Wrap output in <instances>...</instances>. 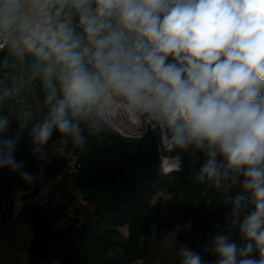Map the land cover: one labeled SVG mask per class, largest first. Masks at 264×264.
Listing matches in <instances>:
<instances>
[{"label": "clouds", "instance_id": "clouds-1", "mask_svg": "<svg viewBox=\"0 0 264 264\" xmlns=\"http://www.w3.org/2000/svg\"><path fill=\"white\" fill-rule=\"evenodd\" d=\"M0 53V68L19 62L40 81L43 107L17 115L34 154L54 132L63 154L121 122L200 153L195 180L242 190L205 250L215 264H264V0H0ZM15 94L0 87V168L31 183L18 137H4ZM178 256L204 264L187 245Z\"/></svg>", "mask_w": 264, "mask_h": 264}, {"label": "trees", "instance_id": "trees-1", "mask_svg": "<svg viewBox=\"0 0 264 264\" xmlns=\"http://www.w3.org/2000/svg\"><path fill=\"white\" fill-rule=\"evenodd\" d=\"M4 55L0 53V59ZM0 87L16 89L15 98L5 105L6 115L11 111L20 113L28 107L35 110L37 104L43 107L40 81L26 65L19 62L12 65L10 60V67L0 68ZM18 123L10 120L4 137H18L14 156L18 162L23 161L21 171L37 174L40 180L47 181L60 176L65 163L73 161L77 172L71 177L79 193L57 181L49 191L45 188L46 192L40 193V202H33L29 195L38 194L36 181L26 182L20 172L0 168V211L4 217H11L15 193L19 189L24 191L18 219L31 226L33 235L29 246L36 260L121 264L110 254L121 248L129 262L139 264L160 233L177 227L180 240H188L193 250L208 257L204 252L208 230L218 217L231 210V199L242 191L235 186L225 190L223 185L216 188L210 182L195 180L194 174L204 160L200 153L192 155L175 149L181 168L164 174L162 140L152 131L138 138L122 137L106 129L99 139L89 137L83 150L69 143L63 154L54 155L49 162L36 154L41 165L34 167L29 160L34 156L31 125L21 130ZM59 139L54 132L43 151L56 142L58 146ZM113 173L116 175L112 176ZM68 175L63 173L65 177ZM161 191L163 194L157 195ZM249 201L246 208L254 207ZM70 213L74 214L71 218ZM64 218H69V223L58 227ZM191 219L193 225L186 227ZM125 227L128 235L122 240Z\"/></svg>", "mask_w": 264, "mask_h": 264}, {"label": "rangeland", "instance_id": "rangeland-1", "mask_svg": "<svg viewBox=\"0 0 264 264\" xmlns=\"http://www.w3.org/2000/svg\"><path fill=\"white\" fill-rule=\"evenodd\" d=\"M18 114H20V113L16 112V111L9 112V115H8L9 119L12 121H15V122L16 121L19 122L18 116H17ZM111 129L120 135L119 132H117L113 128H111ZM131 131L134 133H139L134 127L132 128ZM121 136L122 137H128V136H124V135H121ZM138 138H139V136H138ZM58 147H59V145L57 146V142L54 143L51 147H49L48 149L43 151V154L41 155V157L45 161L49 162L54 155L59 154L57 151ZM35 155L36 154H34L33 158H31L29 160H31V163H33L34 167L35 166L38 167V165H41V159ZM65 164H66V166L64 167L63 172H61L60 176H58L56 178H49L47 181H45V179L40 180L39 176L37 174L33 175L35 177L34 180L36 181L35 184L39 186V190H38V194L36 196H34V195L30 196L29 195V198L32 200L34 197H39L40 193L42 191H44L45 188L47 191H49L51 184L53 182H57V181L62 182L64 184H68L69 188L72 189V191H74L75 193H79V188L75 185V183L73 182V179L71 177V175L74 176L77 173L75 171L76 170L75 163L72 161V162H67ZM63 173H69V175L65 177V176H63ZM71 173H74V174H71ZM115 175L116 174H114V173L112 174V176H115ZM41 178H43L42 173H41ZM46 190H45V192H46ZM30 191H32V190H30ZM23 194H24V191L21 189L17 190L15 193L13 213L17 215V219H18V213L20 212L22 205H23V202H24L23 201ZM160 194H163V192L161 191L157 195H160ZM38 201L40 202L39 199H38ZM249 203L252 204L251 200L249 201ZM4 208H5V206H4ZM69 215L71 218V217H73L74 214L70 213ZM222 216L218 217V219L222 218ZM218 219H216V220H218ZM67 223H69V218H64L63 220L59 221L57 225H58V227H61L62 225L65 226ZM191 225H193V219L189 220V222L187 224V226H189V227ZM25 227L27 228V225H25ZM28 229H31V226L28 225ZM127 229L128 228L125 227L122 230H123V232H127L128 231ZM154 229H156V226H154ZM176 229H178V228H176ZM175 233H176V230H174L173 232H169L167 234H165L164 232L160 233L159 237H157L155 239V242L152 245L151 253L149 254V256L147 258L148 262H151L152 264H176V260L180 259L178 256L179 249L183 245H187V244H179V246H177V238H176ZM126 235H128V233H126ZM124 236H125V234H124ZM118 251H120V253H123V255H124V252L121 248H118Z\"/></svg>", "mask_w": 264, "mask_h": 264}, {"label": "crops", "instance_id": "crops-1", "mask_svg": "<svg viewBox=\"0 0 264 264\" xmlns=\"http://www.w3.org/2000/svg\"><path fill=\"white\" fill-rule=\"evenodd\" d=\"M17 215L12 213L11 217H4L2 212L0 211V263L1 264H61L58 259H54L52 261H43L36 260L33 256L31 247L28 245V242L32 240V229H28V225L25 222H22L23 226L20 227L17 225ZM27 225V228L25 227ZM30 226V225H29ZM187 227V225H186ZM173 229L169 232H173L176 230V238H177V246L179 244H187L188 247L191 248L188 240H180L179 232L180 228ZM127 231V230H126ZM165 232V234L169 233ZM126 233L122 230V240H126ZM125 234V236H124ZM160 235V234H159ZM159 235L157 237H159ZM155 242V240L152 242ZM152 245L148 255L142 258L139 261V264H152L148 262L147 258L151 253ZM111 256L117 258L121 264H133L127 260L125 254L120 253L118 248L111 251ZM180 259L176 260L179 261Z\"/></svg>", "mask_w": 264, "mask_h": 264}, {"label": "built area", "instance_id": "built-area-1", "mask_svg": "<svg viewBox=\"0 0 264 264\" xmlns=\"http://www.w3.org/2000/svg\"><path fill=\"white\" fill-rule=\"evenodd\" d=\"M132 128H133V126L127 124V122L126 123L121 122V125L119 127H116L113 129L116 130L117 132H119L120 135H124V136H128V137H138L139 133L132 132L131 131ZM161 149H162L161 168H162L163 173L164 174H170L172 171L174 172V170L175 171L179 170L181 168V161H180L179 156L175 153V149L172 148V146L168 145L163 140L161 142ZM38 199H39V197H34L31 201L37 202ZM251 210H253V207H247V208H245L244 211L248 212ZM229 213H230V211L225 212L224 215L222 216V218L216 220L211 225L210 229L207 232L205 242H204V252L208 255V257L201 254L203 257L204 264H215L217 257L211 251H206L205 247L211 246V240H210L211 235L215 234L216 232H223L224 231V229L226 227V223H227L226 218L228 217ZM17 225L20 227L23 226L22 222L19 220H17ZM229 235L237 243L238 246H242L243 244L246 243V241H244L241 238L238 229H233L232 232L229 233ZM28 245H30V242H28Z\"/></svg>", "mask_w": 264, "mask_h": 264}]
</instances>
